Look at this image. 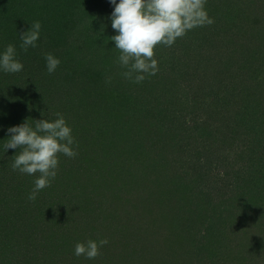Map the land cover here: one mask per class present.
<instances>
[{"label": "trees", "instance_id": "16d2710c", "mask_svg": "<svg viewBox=\"0 0 264 264\" xmlns=\"http://www.w3.org/2000/svg\"><path fill=\"white\" fill-rule=\"evenodd\" d=\"M206 8L214 22L194 28L170 47L158 45L155 57L162 61L163 72L135 83L123 76L127 69L119 63L120 50L114 48L115 41L111 40L117 32L111 26L114 6L110 0H0V51L14 44L17 58L24 63L20 73H0V214H3L0 217V264H64L48 258L58 256L59 260L61 254L66 255L62 253L63 248L71 249L78 242L86 243L90 239H106L111 246L114 238L109 248L129 254L144 248L154 249L150 241L148 246L146 239L144 243L141 241L142 236L156 233L155 220L144 225L133 223L130 228L124 223L119 225L116 216L120 215V209L109 202L97 210L94 205L78 207L75 212L65 210L67 207L61 204L65 194L58 191L66 189H63V181L69 182L73 191H95L90 181L86 182L85 174L96 165L92 160L86 164L85 159L94 154L92 150H98V141L111 143L113 153L110 154L113 155L118 151L114 148L118 141L130 142L132 149L139 146L132 158L140 166L134 167L132 174L137 172L145 178L148 174L151 178L163 173L166 167L177 170L171 163L176 158L167 157V152L177 154L180 165L195 169L191 182L179 181V185L168 182L174 183L168 187L169 192H174L176 185L177 194L179 188L191 187V196L178 195L176 205L167 212L164 210L174 215L175 223L181 221L179 217L191 221L192 211H196L195 216L204 217L205 209L197 212L200 203L211 207L213 219L225 214L232 200L227 197L230 187L216 192L217 183L222 181L217 176L219 171H224L220 170L223 165L229 168L227 174L232 173L236 178L233 182L236 189L239 184L245 188L264 187V156H258L260 150L264 153V42L254 49L251 44L255 34L257 39H264V0H207ZM35 21L42 24L41 37L36 47L25 51L20 35ZM225 43L229 47H241L242 51H228ZM214 44L215 52L209 53L207 47ZM219 46H224L225 50ZM48 53L61 61L51 74L46 68ZM115 80L119 81V87H115ZM124 87H128V91ZM95 88L100 94L94 95L104 100L115 93L119 95L108 104L106 115L100 114L102 124L95 126L96 132L93 131L92 100ZM186 106L195 114L203 111L212 115L200 117V114L187 120V116H182ZM57 113L62 114L73 129L76 141L73 147L77 152L75 157L65 156L64 161L62 157L60 164L68 162L69 168L65 171L79 169L80 173L62 175L63 179L56 177L49 186L51 194H47L49 190L40 191L33 205L48 211L49 200L57 213L44 212L45 217L38 218L41 222L37 223L34 208L18 200L23 201L24 193L28 195L32 191L39 173L30 176L13 170L14 155L19 149L7 152L3 145L9 138V127L27 120L32 125L35 120H54ZM242 161L244 165L240 167ZM132 179L125 185L129 187ZM234 187L232 190L236 191ZM227 190L229 193H225ZM246 193L239 199L244 201L242 208L251 206L249 196L253 194L249 193L247 198ZM163 195L166 200L173 197L165 191ZM2 204L7 212L1 211ZM59 215L62 218H48ZM228 219L229 216L222 220L224 232L213 225L207 227L209 235L218 234L219 263L255 264L252 258L256 253L251 252L249 238L241 228L233 227L236 221L227 225ZM102 221L105 224L101 225ZM115 229L126 231L128 239L117 240L120 233ZM175 230L176 241L173 244L168 241V248H182L183 228L178 224ZM127 240L135 249L124 244ZM254 246L260 247L261 242L257 241ZM183 251L191 258V245ZM73 258V263L79 261L74 253ZM97 258L86 257L85 260L95 264ZM117 258L107 254L104 260L116 264Z\"/></svg>", "mask_w": 264, "mask_h": 264}, {"label": "rangeland", "instance_id": "374dc122", "mask_svg": "<svg viewBox=\"0 0 264 264\" xmlns=\"http://www.w3.org/2000/svg\"><path fill=\"white\" fill-rule=\"evenodd\" d=\"M262 15H264L263 12ZM256 39L257 37L255 34L254 41L251 43L253 44V49L257 47L256 45L261 46L262 42H264V39L261 37H259L257 40ZM215 46L216 44H214L213 46H208L207 51L209 53L215 52ZM225 46L228 48V51L231 50L240 51V52L242 51L241 47H236L233 45H231L232 47H229L226 43ZM222 47L220 48L222 50H225V48ZM154 58L157 59L156 57ZM157 60L159 66V71L157 72L158 74L163 72V65L160 63L162 62L161 60L159 59ZM116 71H118V69ZM158 78L161 79V76H159ZM111 80L113 79L111 78ZM123 83L126 84L125 81ZM119 85H120L119 81L115 80V87H119ZM124 90L128 91V87H124ZM95 93L96 95H98L100 94V92L95 88L93 93L94 98H92L93 107H94L93 131L96 132L95 126L98 124H102V118L100 117V114L104 113L105 116L106 115L105 112L109 108L108 104L110 102L113 103L115 101L114 96H119V95H116V93L111 97L109 96L107 97L106 95L107 98L104 100L102 99L103 98L102 96L96 97V95H94ZM183 112L184 113L182 114V116H187V120L200 114H202L200 117L202 116L205 117L204 115H212L210 112L206 114V112L203 113V111H198V113L195 114L191 112V110H189L187 106L185 110H183ZM95 113L98 114L99 116L97 117ZM112 123L115 124L116 122H112ZM116 143L117 144L114 145V148L117 149L118 151L114 155L110 154L113 153L112 152L113 146L111 145V143L107 144V142L105 143L102 141H98L99 144L98 150L96 152L92 150L94 154H91L92 156L90 157L89 155L86 156L85 159L86 164L91 163L92 160L94 162V165H96L95 168L93 167V170L90 171L88 170V172L85 174V176L87 177L86 182L89 180L90 185H92L95 191L92 192L90 190L87 191L84 189H83L84 191L82 190L79 191V189L77 191L76 190L73 191L72 185H68L69 182L64 183V181L63 182L61 181L63 185V189L66 188L64 189V191L62 190L58 191L65 194L61 204L64 207H67V209L65 210L71 209V211L73 212H75L78 207L90 208L95 205V207L93 208L94 210H97L98 207H101V205L103 204H105V206L109 204H114L120 209L119 210L120 215L116 216V218L119 220V225L124 223V226L129 225L130 228H133L132 227L133 223L134 225L135 224L144 225L149 222L152 223V220H155L156 233L149 234L147 235V237H145V235L142 236L143 239L141 241L142 243H144V240L146 239L145 241H147V246H148V241H150V244L151 243L153 244L152 246L154 249L149 250L144 248L137 251L136 254L135 253L129 254L127 253L128 251H123L118 248L117 250H112L109 247L113 246L114 244V238H113V244H111V246H109V244H105L100 248V252L97 258L98 262H96L95 264H110L109 261L104 260L107 254L115 255L118 257L116 264H220L219 263L220 260L218 259L217 248L221 245V243H218L217 241L218 234L214 233L212 235H209L207 233L208 232L207 227L213 225L218 227V229H220L221 227L224 226L221 225L223 224L222 220H224L228 216H229L228 219L229 222L227 221L226 224L232 225V222L236 221L233 227L238 226L239 228H241L242 233L245 232L244 235H246V238H249L248 240H250V246L252 247L251 252L256 253V257L252 258L254 260V263L264 264V187H262V185H259L258 187L246 186L245 188L244 186L241 187V185L239 184L238 188L236 189L233 183L236 178L232 176V173L228 175L227 171H229V168L226 165H223L224 168L220 167V170H224V171H219L220 174L217 176L218 179L222 181L217 183L218 184L217 188L218 187L219 188L216 190V192H223L224 188L230 187L229 188L230 194L227 197L229 198L232 197V200L228 204L227 206L228 209L225 210V214L219 216L222 220L218 219L219 217L217 216H215V218L213 219V212L211 211V207H209V205H203L200 203L199 206L201 205V208L197 212L204 211L205 209V213L203 215L204 217H199L197 214L195 216L194 212L196 211L194 212L192 211L193 217H191L192 218L191 221L186 218L185 221L184 217H179L181 221L175 223V219L173 220L174 215L172 213L171 215L164 213V210L165 212H167V210L171 206L176 205L175 202H177L179 199L178 195L191 196V187H189L187 190H185L184 187L179 188V190L181 191L178 190L179 193L177 194L175 192L176 185H175V189L173 190L174 192H169L171 189H168V187L174 186V183L168 184V182H177V185H179V181L184 183L191 182V179L193 177L191 176V174H193L195 169H190L188 166H185V164L183 163L180 165L177 162V158H179V156L177 154H173L172 152L171 154H169V152L166 151L167 157L173 159L176 158V161L175 160L174 162L171 161V163L177 166V170H173L171 167L168 168L166 167L164 171L162 169L163 173H156L155 175L151 176V178H149V174H148L149 179L145 178V176H142V174L139 173L137 174V172L135 174H132L133 173L132 170L134 169V167L140 166L139 165L140 163L137 162L136 159L132 158L133 151H136V149H138L139 146L136 145V147L132 149L133 144H131L130 142L118 141ZM144 146H148V145L145 144ZM261 154L262 156H264V153H262V151L260 150L258 156L261 157ZM62 157L64 161L65 155L59 156L60 163L62 161L61 159ZM246 158H248V155L246 156ZM60 163H59L58 174L56 176L57 178H62V175H72V174L80 173L79 169H74V170L70 169L69 171H65L68 170L69 168L67 167L68 162L63 163L62 165ZM243 165H244V161H242L240 167H242ZM138 169H140V167H138ZM142 177L145 179H143ZM131 178L133 179L132 182H129L130 186L128 187L125 184L126 182L128 183V181L131 180ZM224 185L226 186L224 187ZM164 186L166 187V190L161 191L164 188ZM233 187L234 189H236V191L232 190ZM31 188L33 189V187ZM48 188L46 187L45 189L42 190V192H47L49 190L50 193L47 192V194H51V192L53 191L50 190L51 188L49 189ZM215 188L216 187H214V191ZM164 191L169 196L170 194L173 195L172 199L166 200L165 198L168 197H165L163 195ZM245 192H247L246 193L247 198L249 196V193L253 194L249 196V200L251 201V206H248V208H242L244 205L243 204L244 201L242 199L241 201L239 200L242 197V195L245 194ZM40 193L41 192H39V194ZM225 193H229L228 190ZM29 194L27 195V193H24L23 201L20 199L18 200V202H21L22 205H27L28 207L29 205H31L32 208H34L32 212L36 215L37 220L35 221H37V223L41 222L38 221V218L39 220H41L42 217H45V213L48 214L49 212V215H50V211L57 213L55 209L50 205L49 200L47 204L48 211L47 209H45V207H39L37 205L34 206L33 200H30L28 198ZM39 194L37 198L39 197ZM100 194L104 198V200L102 199ZM258 194H259V198H258ZM161 195H163L165 198ZM244 197L245 195L243 196V198ZM107 202H109V204ZM40 208L43 209L41 210ZM1 211L3 212L8 211L7 207L4 204L1 205ZM62 213H64V211H61V214ZM2 215L3 214H0V217ZM59 216L56 217L48 216V218H53L54 220L56 218H62L61 216L60 217ZM48 222L51 223L52 221L48 220ZM197 222L201 224H198ZM101 223L105 224V222L103 221L100 222V224ZM86 224L87 223H84L83 225ZM95 224L97 225L99 223H90V225H95ZM100 224L98 226H100ZM178 224L180 227L183 228L182 230L183 232H181L183 233V238L181 239V241H184L182 248L179 246L178 248L176 247L175 249H172L171 247L168 248L166 247L168 241L170 242L172 241L170 244H173V242L176 241L175 227ZM182 224L187 226H182ZM112 225L113 224H110V226ZM224 230L225 228L223 229V232ZM115 232H117V234L120 233L117 236L118 238L116 237L117 240H121L124 237L125 240L128 239L126 235L127 234L126 231L120 229H118L117 231V229H115ZM134 232H135L134 230L131 231L132 234H134ZM62 235L63 234H60V236ZM64 235L69 236L68 234L65 233ZM257 241L258 243L261 242L260 247L254 246L257 243ZM124 244L130 245L131 247L134 248V245H132V242H130V240L125 241ZM189 245H191V258L190 257L188 258L189 254L187 255L186 252L183 251L187 246L189 247ZM67 248H68L67 246L63 248L62 253L65 252L66 255H64V253L61 254L59 256V260L57 259L58 256L48 258V260L61 261L64 264H79V262L82 261H83L82 264H89L88 261L85 260L86 256L83 255L77 256L79 261L73 263L71 259H74L73 253L75 246L71 249H67ZM68 250H71L72 252H68ZM58 253L60 254L61 251H59Z\"/></svg>", "mask_w": 264, "mask_h": 264}, {"label": "clouds", "instance_id": "9594fccd", "mask_svg": "<svg viewBox=\"0 0 264 264\" xmlns=\"http://www.w3.org/2000/svg\"><path fill=\"white\" fill-rule=\"evenodd\" d=\"M114 6L111 13V26L117 34L111 37L116 49L120 50L119 63L127 71L123 76L135 83L143 82L147 76L159 71L155 59L158 45L172 46L178 38L189 31L214 22L206 8L207 0H110ZM40 21L31 23V28L21 37V47L27 51L36 47L41 37ZM48 73H54L61 61L55 55H45ZM24 70V63L17 58L14 44H8L0 51V73L16 74ZM54 120H28L7 129L9 138L3 145L9 149H19L14 155L13 170L34 176V187L29 194L36 200L40 191L49 187L59 169V156L75 157L77 152L73 129L65 117L57 113ZM18 153V154H17ZM106 239L88 240L75 245L76 256L95 259L100 248L107 244Z\"/></svg>", "mask_w": 264, "mask_h": 264}]
</instances>
